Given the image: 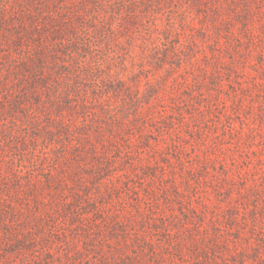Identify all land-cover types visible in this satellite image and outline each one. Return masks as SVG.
Returning a JSON list of instances; mask_svg holds the SVG:
<instances>
[{
  "label": "rangeland",
  "instance_id": "rangeland-1",
  "mask_svg": "<svg viewBox=\"0 0 264 264\" xmlns=\"http://www.w3.org/2000/svg\"><path fill=\"white\" fill-rule=\"evenodd\" d=\"M243 261L264 0H0V264Z\"/></svg>",
  "mask_w": 264,
  "mask_h": 264
},
{
  "label": "trees",
  "instance_id": "trees-1",
  "mask_svg": "<svg viewBox=\"0 0 264 264\" xmlns=\"http://www.w3.org/2000/svg\"><path fill=\"white\" fill-rule=\"evenodd\" d=\"M215 244H216V243H215ZM218 244H220V241H218V242H217V245H218ZM230 249H231V248H230ZM235 252H236V253H240V252H241V250H238V249H237V247H236V250H235ZM243 260H245V259H243ZM243 262H244L243 264H245V261H243Z\"/></svg>",
  "mask_w": 264,
  "mask_h": 264
}]
</instances>
